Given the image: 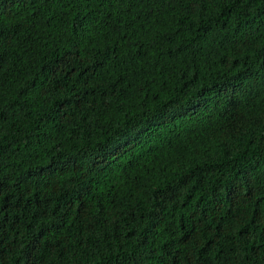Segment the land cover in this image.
Instances as JSON below:
<instances>
[{
  "label": "trees",
  "instance_id": "1",
  "mask_svg": "<svg viewBox=\"0 0 264 264\" xmlns=\"http://www.w3.org/2000/svg\"><path fill=\"white\" fill-rule=\"evenodd\" d=\"M0 264H264V0H0Z\"/></svg>",
  "mask_w": 264,
  "mask_h": 264
}]
</instances>
